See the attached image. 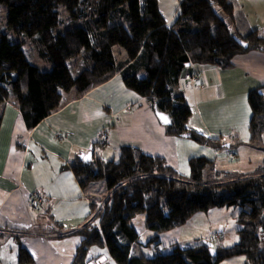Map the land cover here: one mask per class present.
<instances>
[{
  "label": "trees",
  "instance_id": "1",
  "mask_svg": "<svg viewBox=\"0 0 264 264\" xmlns=\"http://www.w3.org/2000/svg\"><path fill=\"white\" fill-rule=\"evenodd\" d=\"M59 7L66 16L60 17ZM0 13L11 32L0 31V126L4 104L13 106L31 130L69 101L119 75L125 88L167 119V135L216 152L235 153L242 144L189 130L191 110L178 88L194 67L197 72L205 66L226 70L237 55L264 52V34L247 25L235 0H180L170 25L158 0H0ZM116 50L124 58L118 59ZM263 88L247 93L248 146L263 155L253 171L218 170L214 161L194 157L188 161L189 175L182 176L165 159L121 145L116 160L95 156L70 164L82 191L95 181L106 187L103 198L86 194L90 213L78 229L63 228L49 202L35 193L28 206L36 220L24 233L78 237L70 264H95L104 255L113 264H222L240 256L244 264H264ZM33 199H39L38 211L29 204ZM223 207L238 209L235 244L223 247L204 240L192 247L175 242L166 252L160 249L161 234L181 228L196 213ZM139 215L143 228L153 234L145 242L134 223ZM21 236L0 231V245L12 238L16 264H36ZM149 247L151 257L144 254Z\"/></svg>",
  "mask_w": 264,
  "mask_h": 264
},
{
  "label": "crops",
  "instance_id": "2",
  "mask_svg": "<svg viewBox=\"0 0 264 264\" xmlns=\"http://www.w3.org/2000/svg\"><path fill=\"white\" fill-rule=\"evenodd\" d=\"M235 1L247 25L264 34V0ZM158 3L170 25L177 16L178 3ZM196 70L194 67L191 72L199 84H189L183 78L178 82L191 110L187 128L205 138L223 136L241 141L235 153L231 151L233 159L190 139L167 135L163 118L145 99L125 88L119 75L69 101L31 130L13 106L4 104L0 126V231L22 234L21 243L36 264H70L78 237L43 238L24 233L36 220L28 206L29 196L36 193L47 200L51 214L63 228L78 229L90 213V201L78 186L70 164L77 159L83 161L89 154L91 159L115 160L119 147L125 144L165 159L182 176L189 175L188 161L194 157L214 161L218 170L253 171L263 155L248 146L251 111L247 93L264 85V52L237 55L226 70L212 66ZM261 91L264 97V88ZM140 221L137 227L145 242L153 234ZM181 228L159 236L163 252L180 242ZM16 253L17 246L10 238L0 245V264H16ZM95 264L113 263L104 255Z\"/></svg>",
  "mask_w": 264,
  "mask_h": 264
},
{
  "label": "rangeland",
  "instance_id": "3",
  "mask_svg": "<svg viewBox=\"0 0 264 264\" xmlns=\"http://www.w3.org/2000/svg\"><path fill=\"white\" fill-rule=\"evenodd\" d=\"M175 1L179 3L180 0H175ZM58 9L61 18L63 16H66L67 12L64 8L59 7ZM0 31L7 34H11V32L6 29V19L5 16L1 13H0ZM115 53L117 54L118 59L121 60V58H124V53L122 52V50H116ZM29 58L32 57L29 56ZM32 59L34 64L38 65L42 69H47L46 64H41L36 58H32ZM72 62L73 61H69L67 62V64L71 66ZM127 109H130V107H127ZM226 138L229 140L233 139L232 137H226ZM231 151L232 150L225 149L217 153L225 152L227 158L233 159V154ZM253 154H258V153L253 151ZM243 158H244L243 155H241V160H243ZM247 169L244 168L240 170V172L251 171ZM105 188L106 187L104 181H95L90 183V185L87 187L86 194L92 199H100L103 198L104 195L106 194ZM237 215H238V209L226 208V207L212 208L207 212H199L194 214L181 228V236H180L181 238L179 242L180 245L182 247H189V246L192 247L204 240H211L216 245H221L223 247L232 246L238 241L237 230L239 229V225L236 223ZM143 218H144L143 215L137 216L134 219V223L136 225L141 224L140 220H143ZM152 250H153L152 247H149V249H144V254L148 257H151L153 255ZM222 264H244V257L240 256V257L228 259L223 261Z\"/></svg>",
  "mask_w": 264,
  "mask_h": 264
},
{
  "label": "built area",
  "instance_id": "4",
  "mask_svg": "<svg viewBox=\"0 0 264 264\" xmlns=\"http://www.w3.org/2000/svg\"><path fill=\"white\" fill-rule=\"evenodd\" d=\"M183 79L185 80V81H187L189 84H195V85H197V84H199V82H198V79H197V77L194 75V73L192 72L191 74H187V75H185L184 77H183ZM37 199V198H36ZM38 202V203H37ZM35 201V199H33L32 201H30L29 202V204L32 206V208L34 209V210H36V211H38V209H39V199H38V201ZM38 205V206H37Z\"/></svg>",
  "mask_w": 264,
  "mask_h": 264
},
{
  "label": "water",
  "instance_id": "5",
  "mask_svg": "<svg viewBox=\"0 0 264 264\" xmlns=\"http://www.w3.org/2000/svg\"><path fill=\"white\" fill-rule=\"evenodd\" d=\"M162 118H163V122L165 123L166 122V119L164 117H162ZM225 146L228 147V144H226ZM90 160H91L90 154H89V157L88 158L87 157L83 158V161L84 162H89Z\"/></svg>",
  "mask_w": 264,
  "mask_h": 264
},
{
  "label": "bare ground",
  "instance_id": "6",
  "mask_svg": "<svg viewBox=\"0 0 264 264\" xmlns=\"http://www.w3.org/2000/svg\"><path fill=\"white\" fill-rule=\"evenodd\" d=\"M160 115V114H159ZM161 117H164V116H162V115H160ZM165 118V117H164ZM166 119V118H165ZM167 123V119H166V122H165V124Z\"/></svg>",
  "mask_w": 264,
  "mask_h": 264
}]
</instances>
